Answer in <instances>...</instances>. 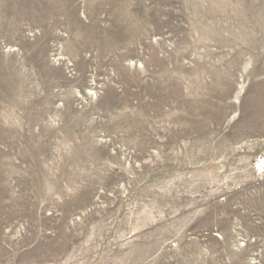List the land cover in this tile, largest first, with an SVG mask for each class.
Here are the masks:
<instances>
[{
    "label": "rangeland",
    "instance_id": "rangeland-1",
    "mask_svg": "<svg viewBox=\"0 0 264 264\" xmlns=\"http://www.w3.org/2000/svg\"><path fill=\"white\" fill-rule=\"evenodd\" d=\"M0 264H264V0H0Z\"/></svg>",
    "mask_w": 264,
    "mask_h": 264
},
{
    "label": "bare ground",
    "instance_id": "bare-ground-1",
    "mask_svg": "<svg viewBox=\"0 0 264 264\" xmlns=\"http://www.w3.org/2000/svg\"><path fill=\"white\" fill-rule=\"evenodd\" d=\"M129 6V5H128ZM101 7V6H100Z\"/></svg>",
    "mask_w": 264,
    "mask_h": 264
}]
</instances>
